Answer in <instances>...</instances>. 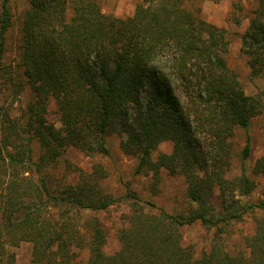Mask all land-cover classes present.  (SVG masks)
<instances>
[{"label": "trees", "instance_id": "1", "mask_svg": "<svg viewBox=\"0 0 264 264\" xmlns=\"http://www.w3.org/2000/svg\"><path fill=\"white\" fill-rule=\"evenodd\" d=\"M187 0H141L125 17L102 10L98 0H29L22 23L20 57L35 98L24 117L0 112V264H16L8 245L28 241V264H76L72 248L86 245L87 264H264V200L244 204L255 187L245 166L228 177L231 137L264 111L262 97L248 94L223 53L226 31L188 9ZM12 13L0 6V86L14 75L3 62ZM253 75L264 74V0H257L243 34ZM55 98L61 126L48 121ZM127 131L122 149L138 158L137 171L181 173L196 204L188 214L149 209L131 189L114 197L100 182L96 164L77 181L53 184L52 163L73 146L109 155L107 136ZM42 152L34 158L33 141ZM165 140L172 151L151 152ZM251 155V136L238 153ZM264 174V153L253 166ZM214 197L220 198L219 209ZM130 199L133 209L119 230L120 246L107 252L106 230L94 212ZM263 215L247 237L248 252L231 253L216 237L196 255L182 228L195 221L222 229L249 209ZM88 212L86 219H81Z\"/></svg>", "mask_w": 264, "mask_h": 264}, {"label": "rangeland", "instance_id": "2", "mask_svg": "<svg viewBox=\"0 0 264 264\" xmlns=\"http://www.w3.org/2000/svg\"><path fill=\"white\" fill-rule=\"evenodd\" d=\"M2 1L0 0V6ZM98 2L104 12L125 17L135 12L141 0H98ZM185 5L199 17L226 31L229 46L223 55L227 65L237 74L246 93L260 96L264 102V74L257 76L252 74L249 56L243 46V34L249 26L257 0H187ZM9 6L12 18L6 33L3 62L14 75V79L10 82H2L0 86V112L8 110L13 117L22 119L29 102L35 98L34 88L28 82L20 57L22 23L29 7V0H9ZM46 116L48 121L55 123L56 126L62 125L58 105L53 97L48 102ZM247 133L251 136V155L242 162L238 153L245 144ZM129 137L130 133L127 131L110 133L107 136L109 155L91 156L73 146H68L49 168L53 184L61 180L75 182L81 171L91 172L96 164L100 163L107 171L106 176L100 179L103 192L118 197L131 189L137 193L139 202L146 209H149L153 203L156 211L163 208L172 214H188L196 204L188 197V184L184 175L172 174L167 168H162L156 180L151 170L138 172L137 156L124 152L121 146ZM231 141L234 156L228 177L240 174L242 167L245 166L247 174L255 182V187L248 194H238V197L244 204H258L264 200V174L254 172L253 166L264 153V111L253 118L247 130L236 128ZM33 147L34 158L37 159L42 148L36 139L33 141ZM172 148V141H162L152 150L151 158L156 160L160 153H169ZM213 201L215 207L219 209L220 198L214 197ZM132 209L133 202L127 198L116 202L108 209L94 212L106 230L107 252H112L120 246L119 230L128 223ZM87 214L88 212H84L81 219H86L87 216L84 215ZM262 215L263 211L259 207H253L241 218L230 220L222 229L209 228L201 221H195L182 228L184 243L192 245L196 255H200L209 250L214 239L218 237L229 252L236 253L240 250L248 252L246 239L255 232L257 219ZM7 251L16 264H28L32 255V244L28 241L10 244ZM72 252L74 263L87 264L89 249L86 245L73 247Z\"/></svg>", "mask_w": 264, "mask_h": 264}]
</instances>
